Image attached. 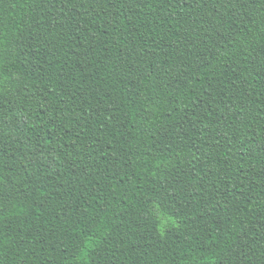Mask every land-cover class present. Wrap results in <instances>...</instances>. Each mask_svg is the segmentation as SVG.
Instances as JSON below:
<instances>
[{
    "label": "trees",
    "instance_id": "1",
    "mask_svg": "<svg viewBox=\"0 0 264 264\" xmlns=\"http://www.w3.org/2000/svg\"><path fill=\"white\" fill-rule=\"evenodd\" d=\"M0 264H264V0H0Z\"/></svg>",
    "mask_w": 264,
    "mask_h": 264
}]
</instances>
